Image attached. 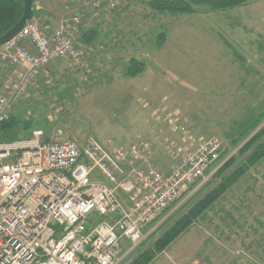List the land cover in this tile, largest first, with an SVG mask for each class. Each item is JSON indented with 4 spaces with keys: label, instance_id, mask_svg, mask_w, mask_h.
<instances>
[{
    "label": "rangeland",
    "instance_id": "rangeland-1",
    "mask_svg": "<svg viewBox=\"0 0 264 264\" xmlns=\"http://www.w3.org/2000/svg\"><path fill=\"white\" fill-rule=\"evenodd\" d=\"M149 1L106 0L91 15L74 0H34L33 16L46 31L82 17L74 40L80 60L53 62L35 87L17 98L5 95L9 118L32 122L21 135L59 131L80 147L88 138L107 151L150 140L152 167L170 173L178 165L171 152L187 146L186 136L165 121L172 114L196 146L221 143L211 171L231 157L240 163L246 138L264 126V0L229 9L201 0L179 15L158 13ZM90 30L96 39L86 44L82 34ZM130 59L144 66L134 77L126 75ZM4 70L10 68L0 60V75ZM245 122L257 128L240 140L238 125ZM216 183L211 176L183 197L121 264L151 246ZM149 264H264V161Z\"/></svg>",
    "mask_w": 264,
    "mask_h": 264
},
{
    "label": "built area",
    "instance_id": "built-area-1",
    "mask_svg": "<svg viewBox=\"0 0 264 264\" xmlns=\"http://www.w3.org/2000/svg\"><path fill=\"white\" fill-rule=\"evenodd\" d=\"M74 1L86 4L91 15L106 2ZM81 19L49 32L32 15L0 47V60L10 68L0 75V122L9 119L5 95L17 98L35 87L53 62L80 60L74 40ZM165 121L187 144L171 152L178 165L170 173L152 167L150 140L107 151L93 138L80 147L59 131L35 129L0 142V264H121L218 169L211 171L221 153L217 139L196 146L172 114Z\"/></svg>",
    "mask_w": 264,
    "mask_h": 264
},
{
    "label": "trees",
    "instance_id": "trees-1",
    "mask_svg": "<svg viewBox=\"0 0 264 264\" xmlns=\"http://www.w3.org/2000/svg\"><path fill=\"white\" fill-rule=\"evenodd\" d=\"M201 0H152L148 7L158 13L171 15L188 14L191 12L190 3ZM213 8L229 9L241 5L245 0H209ZM24 0H0V36L8 32L21 18ZM96 30H90L82 34L83 42L91 44L96 39ZM162 36V35H160ZM143 64L135 59H130L126 69V75L134 77L141 72ZM257 123L247 122L239 124L243 129L237 137L244 139L249 131L257 128ZM32 127L31 121H20L11 116L8 120L0 122V142H9L27 137L21 132L28 131ZM251 136V137H250ZM247 141L238 151L242 161L237 164L236 158H229L214 174L217 183L203 197L184 214L172 220L161 234L153 241L151 246L138 252L128 264H149L159 253L164 251L171 243L186 232L193 222L202 219L205 213L220 200L232 187L237 184L248 171L264 161V126L250 135ZM247 137V136H246Z\"/></svg>",
    "mask_w": 264,
    "mask_h": 264
},
{
    "label": "water",
    "instance_id": "water-1",
    "mask_svg": "<svg viewBox=\"0 0 264 264\" xmlns=\"http://www.w3.org/2000/svg\"><path fill=\"white\" fill-rule=\"evenodd\" d=\"M34 11V0H24L23 12L19 21L4 35L0 36V47L10 41L31 18Z\"/></svg>",
    "mask_w": 264,
    "mask_h": 264
}]
</instances>
